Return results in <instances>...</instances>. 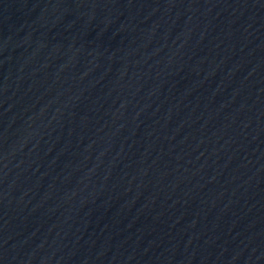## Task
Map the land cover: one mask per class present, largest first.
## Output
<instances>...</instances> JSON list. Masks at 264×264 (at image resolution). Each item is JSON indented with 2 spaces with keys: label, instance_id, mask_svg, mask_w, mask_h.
I'll use <instances>...</instances> for the list:
<instances>
[{
  "label": "water",
  "instance_id": "water-1",
  "mask_svg": "<svg viewBox=\"0 0 264 264\" xmlns=\"http://www.w3.org/2000/svg\"><path fill=\"white\" fill-rule=\"evenodd\" d=\"M0 264H264V0H0Z\"/></svg>",
  "mask_w": 264,
  "mask_h": 264
}]
</instances>
